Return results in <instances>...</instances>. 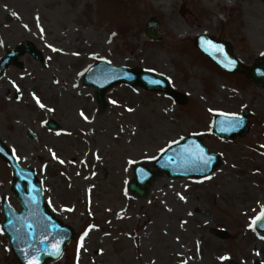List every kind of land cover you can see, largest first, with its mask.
Returning a JSON list of instances; mask_svg holds the SVG:
<instances>
[{
  "label": "rangeland",
  "instance_id": "obj_1",
  "mask_svg": "<svg viewBox=\"0 0 264 264\" xmlns=\"http://www.w3.org/2000/svg\"><path fill=\"white\" fill-rule=\"evenodd\" d=\"M152 17L160 41L146 36ZM202 34L229 43L250 67L264 53V1L0 0V62L32 43L45 64L26 53L22 69L12 64L0 78V139L35 170L45 202L74 231L47 264H264V233L252 224L264 209V89L202 55ZM100 60L158 73L187 101L122 84L101 109L83 84ZM242 111L245 135L213 134L217 113ZM49 120L59 128L47 129ZM190 136L219 155L212 173L164 172L143 198L128 190L134 165L157 172L161 153ZM13 179L0 157V264H21L2 229V200L21 210Z\"/></svg>",
  "mask_w": 264,
  "mask_h": 264
},
{
  "label": "water",
  "instance_id": "obj_2",
  "mask_svg": "<svg viewBox=\"0 0 264 264\" xmlns=\"http://www.w3.org/2000/svg\"><path fill=\"white\" fill-rule=\"evenodd\" d=\"M159 26V20H150L146 34L152 40H160L157 35ZM196 46L224 70L232 73L242 70L240 61L232 55L230 45L208 36H199ZM23 52H29L33 57L41 60V54L29 43L21 49L10 51L2 60V70H5L12 61L17 60ZM21 66L18 64V67ZM246 74L252 82L264 89V55L252 68L246 70ZM122 83L141 86L149 91L167 92L174 101L185 103V97L175 93L166 78L151 71L124 66L116 67L107 61H99L88 70L84 77L85 85H91L97 89L96 96L102 107H104L105 93L113 86ZM247 119L246 115L242 117L219 115L214 121L215 134L228 138L242 136L247 131ZM48 127L57 128L52 123H49ZM190 141L199 143L197 137L191 136L183 145L166 150L155 161L154 166L168 172L172 177L189 175L201 177L215 170L220 164L219 155L208 156L206 148L189 147ZM0 156L13 170L15 180L12 183V190L18 196L22 206L21 212H17L7 199L2 201V212L5 217L3 229L10 237L14 255L22 264H28V261L32 259L37 260L39 264L58 259L70 243L73 230L61 224L54 211L45 204L43 184L36 178L35 171L21 167L17 158L1 140ZM204 161H207V164ZM180 166H183V169L180 170ZM134 175L135 178L130 183L129 189L140 197L147 195L152 179L161 176L160 173H154L142 165L134 166ZM257 227L264 232V218L260 219Z\"/></svg>",
  "mask_w": 264,
  "mask_h": 264
},
{
  "label": "snow or ice",
  "instance_id": "obj_3",
  "mask_svg": "<svg viewBox=\"0 0 264 264\" xmlns=\"http://www.w3.org/2000/svg\"><path fill=\"white\" fill-rule=\"evenodd\" d=\"M13 15H15V13H13ZM262 55H264V53H262ZM37 103L40 105V107H44V105L41 104L38 99H37ZM112 103H116V102L115 101H112ZM81 115H83V113H81ZM232 115L235 116V114H232ZM237 123H238V121H237ZM204 162H205V164H207V161H204ZM61 163H63V161H61ZM181 199H183V197H181ZM261 217H264V209H261L260 215H258L255 218V220L252 221V224H255L257 221H259L261 219ZM85 235H87V233H85ZM262 238H264V237H262ZM81 239H83V237ZM57 251H58V249H57ZM220 259L221 260H224V259H226V257L221 256ZM28 264H39V262L37 260H35V259H32V260H29L28 261Z\"/></svg>",
  "mask_w": 264,
  "mask_h": 264
}]
</instances>
